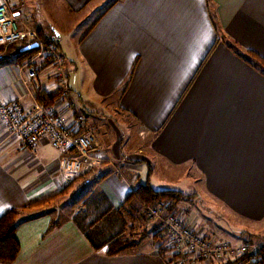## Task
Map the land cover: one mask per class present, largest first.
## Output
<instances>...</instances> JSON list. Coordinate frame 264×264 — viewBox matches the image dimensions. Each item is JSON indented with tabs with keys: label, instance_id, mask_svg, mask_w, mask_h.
I'll return each instance as SVG.
<instances>
[{
	"label": "crops",
	"instance_id": "obj_1",
	"mask_svg": "<svg viewBox=\"0 0 264 264\" xmlns=\"http://www.w3.org/2000/svg\"><path fill=\"white\" fill-rule=\"evenodd\" d=\"M26 1L0 0L42 36L60 40L57 27L26 18ZM94 1L56 5L79 14ZM106 1L86 32L59 48L64 70L70 64L76 73L74 87L69 73L64 84L57 81L50 60L28 80L27 59H17L26 45H0V102L17 99L26 109L35 102L54 105L69 120L81 115L97 141L93 169L67 191L85 178L88 192L71 207L61 205V196L30 206L74 178L60 170L62 151L47 139L32 154L0 123V216L19 210L20 242L17 258L0 264H182L174 259L160 217L149 225L153 236L146 242L136 240V248L113 255L96 249L75 220L81 215L89 224L94 213L141 209L127 201L147 181L166 189L154 176L160 165H186L185 176L204 185L175 207L184 223L204 234L239 242L248 223L264 221V71L234 49L264 58V0ZM63 88L69 91L65 97L59 94ZM114 93L119 95L112 111L134 117L136 134L127 135L116 118L97 111L95 95ZM81 100L100 119L85 114Z\"/></svg>",
	"mask_w": 264,
	"mask_h": 264
},
{
	"label": "built area",
	"instance_id": "obj_2",
	"mask_svg": "<svg viewBox=\"0 0 264 264\" xmlns=\"http://www.w3.org/2000/svg\"><path fill=\"white\" fill-rule=\"evenodd\" d=\"M57 36L44 38L28 21L16 14L7 2H0V45L23 42L36 43L35 53L23 65L29 66L28 80L35 79L41 70V61L52 62L51 74L60 84L66 81L64 55L57 47ZM63 88L60 96L68 95ZM0 123L10 136L19 138L23 146L32 154L41 139H47L62 151L60 170L71 179L84 175L93 169L92 151L97 141L92 131L84 128L81 115L69 120L54 105L35 102L26 109L17 99L0 102ZM164 206H150L148 214L163 220V229L178 261L189 264L196 259L227 261L235 256L252 252L249 240L233 242L215 235L203 234L194 226L184 223L181 216L170 213L163 217ZM254 251V250H253ZM253 257L251 261H257Z\"/></svg>",
	"mask_w": 264,
	"mask_h": 264
},
{
	"label": "rangeland",
	"instance_id": "obj_3",
	"mask_svg": "<svg viewBox=\"0 0 264 264\" xmlns=\"http://www.w3.org/2000/svg\"><path fill=\"white\" fill-rule=\"evenodd\" d=\"M27 7L24 11L28 12V14L25 16L29 21H32L35 23V21H38L41 24H45L47 22L50 27H57L61 32V39L57 41V47L58 49H67L73 44V41L82 36L90 26L94 23V21L99 17V15L104 11L107 1L103 3V0H95L92 4H90L84 11L80 12L79 14H70L67 13V11H64L63 9L59 10L57 9L56 0H27ZM89 13V16H86ZM47 26V27H49ZM58 39V36H57ZM60 44L62 47H60ZM60 51V50H59ZM32 56V55H31ZM30 56V57H31ZM28 57V58H30ZM27 58V60H28ZM43 62L41 61V67L43 65ZM69 68V70H68ZM70 64L67 65V69H65V73H69L70 78V84L74 87V79L76 77L75 71H70ZM264 71V69L262 70ZM118 93L110 94L107 96L102 95H95L96 102L98 104L97 111H102L104 114L112 116L113 118H116V120L120 123L121 128L124 129L127 135L136 134V130L138 128V124L135 121L134 117H123L122 115H117L112 111V105L118 98ZM88 105V102L80 101L79 102V108L81 110L85 111V114H90V116L95 117L97 119H100L98 115L94 113H88L89 111H92V109L87 108L84 106V104ZM89 106V105H88ZM108 117V116H106ZM105 117V118H106ZM138 139V136L136 135L135 140ZM145 146L149 145V140L147 139L144 142ZM158 171L155 173V179L156 180H162L161 183L165 185V188H172V189H179L183 188L186 192L185 193H191L193 190H199L201 186H204L203 184L195 181L193 178L186 177V173L184 172L187 169L186 165H182L180 167L172 168L171 170L168 169L165 165H160L158 167ZM186 178L190 179L187 180ZM82 182H79L69 193L61 196L60 203L63 207H66L73 204V202H77L78 197L82 196V193L88 192L89 185H85L84 181L85 178H80ZM145 180V179H144ZM174 182V183H172ZM180 190V189H179ZM184 192V191H183ZM84 196V195H83ZM53 203V202H52ZM51 203V204H52ZM50 204V203H49ZM88 204H91V200L88 202ZM165 208V203L162 204ZM201 205V203H200ZM199 205V206H200ZM176 207V206H175ZM59 208V207H58ZM148 209L141 208L137 211L130 209L128 212L131 213L132 217H127V224L121 223L118 227L124 231H126V235L134 240H139L140 242H146L150 235L153 236L151 233L154 228H150V226L154 224L159 223V219L157 220L156 217L150 216L148 214ZM163 217L168 216L170 213H174L176 215H181L179 213H176V209L173 208L172 210H164ZM125 215V214H124ZM93 218H96L95 213L92 214ZM104 220L100 221V225L104 222ZM150 225V226H149ZM248 230L249 232H252L253 234H247L249 232H243L244 236L242 240H249L252 244L251 251L256 250L259 246L264 245V221L260 222H253L248 223ZM160 225H157V227ZM163 226V220L162 225ZM148 227V228H147ZM198 230V229H197ZM162 231L165 232V229ZM200 231V230H199ZM203 233V232H202ZM204 234V233H203ZM234 242V241H233ZM237 243V242H236ZM136 248V247H135ZM241 256V255H240ZM239 256H235L233 259H229L227 261H233ZM176 262L179 263L178 258H175ZM258 259V257H257ZM226 261H211V260H205V259H196L193 263L190 262L189 264H221L225 263Z\"/></svg>",
	"mask_w": 264,
	"mask_h": 264
},
{
	"label": "trees",
	"instance_id": "obj_4",
	"mask_svg": "<svg viewBox=\"0 0 264 264\" xmlns=\"http://www.w3.org/2000/svg\"><path fill=\"white\" fill-rule=\"evenodd\" d=\"M44 38H47V36H44ZM57 40L58 39L56 38V41ZM23 43L26 46L25 48L19 50V55L17 57L19 61L27 59L36 51V47L34 46L33 42ZM12 45L15 46L16 44ZM234 49L244 59L258 67L261 66L264 69V58L258 53L250 50L247 54H244L242 51L237 49L236 46ZM78 177L71 180L69 184L65 185L58 192L32 201L30 206H43L54 202L57 197L67 193ZM193 195V193L187 194L179 189H156V187L147 181L146 183L140 184L136 187V189L131 193L127 202H136L137 204L142 205V208L145 209L150 206L165 203L166 205L164 209L169 211L175 208V206L181 201L189 200ZM85 196L82 198L84 199ZM116 210L110 213L107 211L105 213L99 214L96 218H94V220H91L89 224H86L82 221L81 215H76L75 217V220L78 222L91 244L96 249L105 247L106 253L110 255L130 251L137 245L136 240L128 237L125 231L118 227L122 222L125 224L127 222L126 217L122 215L124 211H127L125 206H122ZM18 213L19 210L13 208L0 216V262L11 263L17 258L20 252V242L16 236ZM125 216L131 217V213L126 212ZM104 218H106V222L100 225V221L104 220ZM253 257H258V260L252 262L251 259ZM250 262L264 263V245L259 246L252 252H247L239 256L233 261H226L225 263L221 264H247Z\"/></svg>",
	"mask_w": 264,
	"mask_h": 264
},
{
	"label": "water",
	"instance_id": "obj_5",
	"mask_svg": "<svg viewBox=\"0 0 264 264\" xmlns=\"http://www.w3.org/2000/svg\"><path fill=\"white\" fill-rule=\"evenodd\" d=\"M34 44V46H36V43H33Z\"/></svg>",
	"mask_w": 264,
	"mask_h": 264
}]
</instances>
